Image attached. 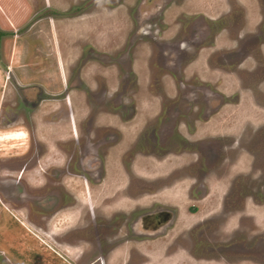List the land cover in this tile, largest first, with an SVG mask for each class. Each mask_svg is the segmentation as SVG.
Listing matches in <instances>:
<instances>
[{
  "label": "rangeland",
  "instance_id": "1",
  "mask_svg": "<svg viewBox=\"0 0 264 264\" xmlns=\"http://www.w3.org/2000/svg\"><path fill=\"white\" fill-rule=\"evenodd\" d=\"M0 7V13L7 12L0 15V264H85L100 248L105 250L108 240L102 232L95 239L91 231V225L95 224L90 219L91 213L99 216V223L102 221L99 231L101 227L106 229L103 219L110 218L116 204L111 198L119 194L121 182L130 180L133 182L130 195L135 192L141 195L127 203L128 208L134 202L138 204L136 215L150 211L153 197L149 193L155 196L158 186L169 183L161 179L158 184L147 183L148 178L161 176L171 165L179 167L173 177L196 174L193 168L201 167V163L191 165L193 167L187 164L201 153L195 155L192 152L195 143L186 141L182 135L188 136V117L191 123L195 120V139H203L207 134L204 131L207 125L200 120L206 103L203 99L205 86L214 91L220 86L224 88L226 102L217 110L215 126L224 129V119H229L232 123L236 121L238 128L246 129L260 121L251 112L256 106H251L250 102L245 106L233 104L231 100L236 99L240 76L243 86H252L249 78H257L264 87V76L261 78V74L264 75V45L262 57L255 56L253 52L257 50H251L250 46L259 40L264 43V0H0ZM239 43L250 48L238 51ZM238 53L251 56L242 67L235 64ZM78 68L82 70L81 86L77 83ZM63 70L64 76H61ZM13 77L18 78L20 86H38L41 96L33 95L32 90L26 93L22 87L17 90ZM63 79L70 89L69 100L75 104L72 133L79 134L80 142L101 143L104 131L108 136L106 149H97L106 156L105 162L100 159L104 170L101 172L99 168L101 183L95 187L92 186L94 173L83 171L82 179L79 178L80 174L76 176V172L67 169L72 160L68 163V157L62 153H67L74 142H71L67 115L62 112L58 115L65 94L60 91L65 86ZM214 86L217 88H212ZM192 91L196 98L193 96V103H189ZM41 98L45 99L41 105L32 110L30 116L28 110L25 114L21 100L33 99L32 103H36ZM16 108L24 113L19 123L3 128L6 121L17 115ZM52 112L57 114L56 122L47 121L46 114ZM88 117L96 120H92V125H85L84 119L80 128L79 118ZM169 123H176L171 138ZM97 124L108 128L96 129ZM11 127H22L23 131L29 129L34 133L31 149L35 148V152L30 156L35 155L28 164L37 165L34 169L41 170L40 178L31 179L25 171L20 174L13 168H8L10 172L4 168L21 158H12V151L26 149L29 144H18L17 139L3 137L16 131L10 130ZM162 138L179 142V146L161 155L158 149L167 146L160 143ZM20 139L19 142H24ZM44 147L47 152L37 156ZM170 152L176 154H168ZM27 158L18 162L25 163ZM130 163L133 169L129 170ZM51 166L57 167L53 175L49 173ZM16 176H21L23 188L15 185ZM27 177L30 180L27 181ZM237 182H245L244 188L236 185L233 190L234 196L242 200L246 191L253 193V189H249L251 184L263 185L264 179L259 182L242 177ZM47 187L53 188L57 201H62L56 203L55 208L51 206V210H45L56 212L51 220V231L62 234L80 216L88 225L62 237L69 244L79 242L77 250H70L72 253L45 234L31 229L32 226L29 229L25 226L32 220L35 224L40 220L44 211L36 202L44 204ZM32 193L38 196L33 204L28 201ZM257 195L264 198L263 188ZM74 196L78 202L76 208L69 206ZM210 197L205 196L197 202V212L193 215L186 211L192 206L191 202L187 198L180 200V212L176 219L173 218L168 232L163 234L166 235L163 238L171 242L165 248L166 258L165 253L152 248L153 237L128 233L122 239H143V243H140L141 248L135 244L133 247L120 245L119 264L125 260H128L126 264H223L222 258L228 264H264V207L252 216L253 221L242 217L240 222L231 217L224 227L226 222L223 224L222 217L214 216L207 225L192 230L195 232L193 239L189 237L190 226L198 221V216L200 219L209 214ZM14 198L23 202H15ZM62 198L67 199L66 210L60 208ZM240 205L238 202L237 206ZM163 207L176 215L171 206ZM114 224L118 225L115 221ZM238 225L240 230L231 234ZM116 239L113 242L122 240ZM97 245L100 248L97 249ZM80 252L83 256L76 258Z\"/></svg>",
  "mask_w": 264,
  "mask_h": 264
},
{
  "label": "flooded vegetation",
  "instance_id": "2",
  "mask_svg": "<svg viewBox=\"0 0 264 264\" xmlns=\"http://www.w3.org/2000/svg\"><path fill=\"white\" fill-rule=\"evenodd\" d=\"M263 45H264V43H260V40H259V43H257V41H255L254 44L250 43L251 50L253 48L255 50H257V52H253L255 56L258 55L259 57H262L261 54H262V46ZM240 48H244L245 50H247L250 47L244 46L242 43H239L236 49H238V51H239ZM250 58H251V56L247 53H245V54L238 53V59L235 60L236 61L235 64H237L238 67H242ZM64 72H65V70L62 71L63 74H61V76H64ZM81 72H82V70L78 68V70H77V75H78L77 76L78 77L77 83L79 82L80 86H81V80H82ZM232 72L238 74L237 71L236 72L232 71ZM263 76L264 75L261 74V78ZM7 79H10V75H8ZM13 79L15 80L14 85L17 88V90H19L22 87V90L26 93L28 91L32 90L33 95L37 94V97L41 96V95H39V94H41V89L38 86L34 85L32 87H29L30 84H28V85L26 84L25 86H20L18 78L13 77ZM253 80H254L256 85L254 84ZM258 80L259 79H257V78H255V79L249 78V81H251L253 83V85L252 86H247V85L243 86L242 85L243 79L240 76V78L238 79L239 82L237 85L238 90L236 92V99H235V101L231 100V102L233 104H235V103L242 104L243 103V106H245V104H248V102H250L251 106L252 105L256 106V109H253V111L251 110V112L253 114V117L255 115L256 120L259 119L260 121H256V123L253 122L252 126H250L249 128L247 127L246 129H241V127L238 128L236 121H234V123H232V121H229V119H224L226 121L223 124L224 129H222L221 127L219 128V126H215V125H217L216 123H218L217 110H218V108L222 107L224 105V103L226 102V101H224V95H223L224 88L222 86H220V87H218L219 90H216V91L212 90L210 86H205V88H203V99L205 100L206 103H205V108L203 109V116L200 118V120H201V122L205 123L204 125H207V127H204V131L207 134L204 136L203 139H195L194 138L195 137V134H194L195 120L193 119V122L191 123V122H189L190 118L188 117L187 123H186V129L188 131V136L186 138V136L182 135L185 140L187 139L186 141H188V142L190 141L192 144L195 143V144H193L195 150L194 149L192 150V152H194L195 155L197 154V152L201 153L198 158L195 157L194 160H192L191 164L188 163L187 167H190L191 165H194V164L199 163V162L201 163V167L193 168L196 170V174L187 175L186 177H173L172 174L177 172L179 167L171 165V167H168L167 172L164 174H161V176H159L157 178H148L147 183L158 184L159 179L163 180L164 182L168 181L169 183L157 187L158 191L154 193V195L156 197L153 196L151 193H149V195L153 197V200H151L152 201L151 202V206H152L151 210L146 211L145 213L143 212L142 214H136L137 216L135 215V210L139 209L137 206L138 204L136 202H134L133 203L134 205L131 206L133 208H131V207L128 208L129 204H127V203L129 200L134 201V200H137L138 198H141V197H139L141 195L139 194V192L138 193L135 192L133 195L131 193V195H130L129 188H132L131 183H133L130 180H124L125 182H123V183L121 182V188L118 189V191H120L119 194L117 193V197L115 199L112 200V198H111V201L116 203L115 207H117V208L114 207V209L111 211L112 213L110 215V218L103 219L104 222H106L105 224L103 223V226L106 227V229H102V227H101V230L99 231V225L100 226L102 225V223H101L102 221L99 223L98 222L99 216L97 217L91 213L90 219H91L92 223H93V220L95 222L94 225L93 224L91 225V227H92L91 231H92V234L94 235L95 239H96V237L99 238L98 234L100 232H102L104 234V239L106 237V238H108V240H107V244L105 245V250L104 251L100 250L101 248L98 247V245H97L96 248L97 249L100 248L99 253L96 256L92 257L91 260H87V262L85 264H119V262H121V261H119L118 257L120 255H122V253H120L121 252L120 251V248H121L120 245L127 244L128 246L131 245L133 247V244H135V245H138L139 248H141L142 244H140V243H143V239H136V238L133 240L129 239V238L122 239L125 235L128 236L127 235L128 233H133V234H135V236H141V237L151 236V237H153L152 241L162 239L163 237H165L166 235H163V234L168 232V230H169L168 227L172 223L173 218L174 217H175V219L177 218V216H178L177 213L179 214V212H180V208L178 207V204L181 205L180 200L182 201V200H184V198H187L191 202V204H189V205H192V206H189L188 209H186V211L189 213V215H193L195 212H197V202H199L201 199H203V197L211 196L210 198L212 201V205L209 206V209H208L209 214H207L205 217L200 218V219L198 216V221L190 226L192 228L189 227L190 230L188 232H189V237H191V239H193V237H195V232H192V230L193 229H200V228H198L199 225H201V226H204L205 224L207 225L209 222H211L212 217H214V216L215 217L220 216L219 218L222 217L221 221L222 222L224 221L223 224L226 222L223 225V227L229 224V220L231 217L236 218L237 221H240V222H241L242 217L250 218L251 221H253L252 216L255 215V213L257 214V212L259 211L260 208L264 207V198L261 197L260 195H257V193H259L260 188H263V190H264V184L259 185V186H255V185L251 184L250 185L251 187L249 186V189H253V191H252L253 193H251L250 191H246L247 193L243 192L246 194H243L242 200H238V198L236 196H234V194H236V193H234L233 190L235 189L236 185L238 187L241 185V188L245 187V182L244 183L237 182L242 177H247L251 181H252V179H257L259 182L262 181V179H264V87H261V85H260L262 83V81L259 83ZM63 81L65 83V86L63 85V88L60 91L64 92L65 94L62 97L63 103L60 101L61 110H59L58 115L61 114L60 112H62L64 115L65 114L67 115L69 125H70L71 135H72L71 136L72 137L71 142L74 141L72 143H75V145L73 146V145H71L72 144L71 143L70 149H69V151L67 150V153L60 151L61 148L58 149V153H59V155H60V152L66 154V156L68 157V163L71 160L73 161V163L71 161V163L67 165V169L70 168V170H73V172H76L75 173L76 176H79V174H80L79 178L82 179V172L83 171L94 173L93 177H95V178H94L92 186L95 187L99 183H101V181L99 180L100 175L98 174V172H100L99 168L102 169L100 159H102V162H105L104 158L106 156V153H102V152L100 153L97 149L99 147H101L102 150L106 149L105 146H108V143H107L108 142V138H107L108 136H106L107 134H105V131H104V133L102 135V136H104V138H101L102 139L101 143L98 141H97V143H94L92 140H91V142H89L87 140H85V142H84V140L82 142H80L79 134L74 135L72 133V127L71 126L74 124L72 111H73V107L75 104L73 105L74 102L72 101L73 102L72 103L69 100L70 89H68V86H66L67 80L63 79ZM74 86H76V85H74ZM212 88H217V87L214 86ZM65 91L68 94H66ZM217 91H219V93ZM80 92L81 91H79V93ZM191 95H192L191 96L192 98H191V102H189V103H193V96L195 97V92L192 91ZM43 100H45V99L41 98L36 103H32L33 99H29V100L23 99V100H21L22 105H23L21 108L25 112V114H27L26 112L28 110V114L30 116L31 111L32 110L34 111V109H36L37 106H40ZM30 102H31V104H29ZM17 109L18 108H16V110H14V111H16L17 115L13 116L14 119L11 118V120L9 122L6 121L3 128L14 126V125L19 123L18 122L19 118H22L24 113L21 114L22 111H20L19 109L17 110ZM77 110H79V108ZM46 115L48 116L47 121L51 120L52 122H56V121H54V120H56V116H57L56 113L52 112L50 114L47 113ZM85 117H87V116H85ZM255 118H254V120H255ZM1 119L2 118L0 116V120ZM84 119L86 120L85 125L88 123H89L88 125H92L93 124L92 120H96L95 117L79 118L78 121H80L79 122L80 128H82V126H83L82 120H84ZM209 120H210V122H209ZM175 124L169 123L170 130H171L170 138L172 135H174L172 130H173V127ZM17 128H19V127H17ZM17 128L11 127L10 130H14ZM20 128L22 129V127H20ZM107 128H108V126L107 127L106 126H98V124H97L96 129L107 130ZM10 130H5V131H10ZM14 132H16V135H20V132H18V131H14ZM245 132H247L248 134L244 135ZM32 134L34 135L33 132H29V129L26 132L24 131V137H23L24 142H22L21 144L29 143L27 148L23 149V150H15V153H14V151H12L14 153V154L11 153L12 158L13 157H19V156H21V158L19 157V159L13 160V161H15L14 163H12L9 167H4V168L8 171H9L8 168H10V169L13 168L14 170H17V172H19L20 174L24 173V171H25L28 173V176L31 179H34V178H40L41 177V175H40L41 170L34 169V167H36L37 165L35 166V165L28 164L29 160L32 159L33 156L35 155L34 154V155L30 156L32 152H35V148L31 149ZM170 138L169 139H163L162 138V142H160V143H164L167 146L164 148H159V149L157 148L158 151H161V153H160L161 155L164 153H167L166 151L173 150L174 148L179 146V142H174V141L170 140ZM253 139H254V141H253ZM47 150L48 149L45 150V147H44L43 151L39 150L36 155L40 157L41 152L45 153V152H47ZM68 152H70V153H68ZM53 154L56 155L57 153L54 151ZM168 154H176V153L170 152ZM50 155H52V154H50ZM99 155H100V157H99ZM152 155L156 156V153L152 152ZM27 156H28V158H27V161L25 163L24 162H20V163L18 162L19 160L21 161L23 158H25ZM73 158H76L77 162H76V159H73ZM156 162H159V161L156 160ZM0 166L2 167V165H0ZM130 167L132 168L131 163L129 164V170H130ZM191 167H193V166H191ZM220 167H223V168H220ZM56 170H57L56 166L49 167L50 175L51 174L53 175L56 172ZM103 170H104V166H103V169L101 170V172ZM42 172H43V174L46 173V171H44V170ZM44 176H45V174H44ZM101 176H103V175H101ZM16 177H17V180L15 182V185L17 183V185L22 186V188H23L24 182L21 181V176H16ZM29 177H27V181L30 180ZM53 179H55V177H53ZM145 181H146V179H145ZM51 182L48 180V184H51ZM178 183H180L179 186L177 185ZM248 184H249V182H248ZM2 186H4V185H2ZM254 186L257 188H254ZM173 187L175 188V190L173 189ZM47 188H48L47 191H44L45 192L44 195H47L46 196L47 199L43 202L45 205L41 204L40 202H36L37 205H39L40 207H43L42 211H44L42 214H40L41 217L39 216L40 220L36 224H35V222H33L34 220H32V223H27L28 225H25V226L28 229L30 226H32L31 229H33L35 231H39L42 234H45V236L48 237V239H51L58 246H61V245L65 246V248L67 249V250L65 249V251H69L72 253V251H70V250H73V251L77 250V248L79 247V242H77V245H76V243L75 244H69V243H66V241L64 240L66 238L63 239L62 237L69 234V233L81 231L83 226L86 227L88 225L86 224V222H84L86 224V225H84L82 217L80 216L77 218L74 225L71 226L68 230H66L64 232L62 231V234H58L57 232L51 231L52 230L51 229V220H54V218L56 217L55 216L56 212H46L45 210H47V211L51 210V206H53V208H55L56 203L62 202V201H57V196L55 197L56 193L53 190V188H50V187H47ZM162 190H165V191L163 192ZM50 193H51V195H50ZM0 194L2 195V193H0ZM237 195L239 196L240 193L238 192ZM37 197L38 196H36L34 193H32V195H30L28 197V201L33 204L34 200ZM74 197H75V200H73V201H71L69 199V201H71L69 203V206L75 205V208H76L78 202H77V197L76 196H74ZM10 198L12 199L11 196H10ZM14 200H16L15 202H19V198H14ZM62 200H63V198H62ZM245 200L246 201L249 200V202L248 201L246 202ZM66 201H67V199L63 200V203L60 207L63 210H66V207H67ZM21 202H23V201H21ZM21 202H19V203H21ZM238 202H241L240 207L237 206ZM235 203H237V204H235ZM162 205L163 206H165V205L171 206L172 209L176 212V215H174L171 210H170L171 211L170 212L168 209H166ZM89 209L92 211V208H89ZM114 213H116L117 215H114ZM100 217H102V216H100ZM20 221L22 222V224L24 223L23 220H20ZM114 221L118 223L117 226H115ZM254 225L257 226V224H254ZM189 228H187V230ZM239 230H240V225H238L234 230H231L232 231L231 234L234 232H237ZM167 235H169V234H167ZM76 236H77V239H80V236L78 234ZM55 237L57 240L54 239ZM115 238H117L118 240H120V239H122V240L119 241L118 243L116 241L113 242V239H115ZM138 241H140V242H138ZM164 242H166L164 246H168L169 244L171 245V242L169 239H166ZM117 245H118V247H116ZM143 247H146V246L144 245ZM74 248H75V250H74ZM139 253H140V251H139ZM81 255H82V252H80L76 256V258H80ZM186 256L189 260L190 257L188 255H186ZM146 257H147V255H146ZM184 257L185 256H183V258ZM177 260H179V259H177ZM211 260H214V259H211ZM220 260H222L223 264H228L227 261L224 260L223 258ZM127 262H128V260H125V262L123 264H126Z\"/></svg>",
  "mask_w": 264,
  "mask_h": 264
},
{
  "label": "crops",
  "instance_id": "3",
  "mask_svg": "<svg viewBox=\"0 0 264 264\" xmlns=\"http://www.w3.org/2000/svg\"><path fill=\"white\" fill-rule=\"evenodd\" d=\"M0 9H2L1 7H0ZM3 11V10H2ZM2 14H6L7 12H1ZM1 13H0V15H1ZM14 130H16V131H19L20 132V135H16V132H14V131H12V132H10V134H6V135H4L3 137H5V138H10V140L11 139H13L14 138V140H18V144H20V143H22V142H19V139L21 140V141H24V139H23V137H24V131L19 127V128H17V129H14ZM15 133V134H14ZM1 139H4V138H1ZM162 239H165V238H162ZM162 239H158V240H155L154 241V243H153V245H155V246H153L152 245V248H158L157 250H159V251H161L162 253H165V255H164V257L166 258L167 256H168V252H167V249H165L166 248V246H164L165 245V243L166 242H164V241H162ZM160 242V243H159ZM157 244V245H156ZM150 247V246H149ZM146 248H148V246H146ZM146 253V255H148L147 254V252H145ZM169 260V259H168ZM168 260H166L165 259V261H168ZM164 261V262H165ZM146 264H149V263H146ZM154 264V263H153ZM158 264V263H157ZM160 264V263H159Z\"/></svg>",
  "mask_w": 264,
  "mask_h": 264
},
{
  "label": "bare ground",
  "instance_id": "4",
  "mask_svg": "<svg viewBox=\"0 0 264 264\" xmlns=\"http://www.w3.org/2000/svg\"><path fill=\"white\" fill-rule=\"evenodd\" d=\"M117 251H118V250H117ZM121 252H122V251H121ZM121 252H120V253H121ZM124 254H125V253H124ZM155 255H156V254H155ZM111 260H112V259H111Z\"/></svg>",
  "mask_w": 264,
  "mask_h": 264
},
{
  "label": "trees",
  "instance_id": "5",
  "mask_svg": "<svg viewBox=\"0 0 264 264\" xmlns=\"http://www.w3.org/2000/svg\"><path fill=\"white\" fill-rule=\"evenodd\" d=\"M2 35V33L0 32V36Z\"/></svg>",
  "mask_w": 264,
  "mask_h": 264
}]
</instances>
